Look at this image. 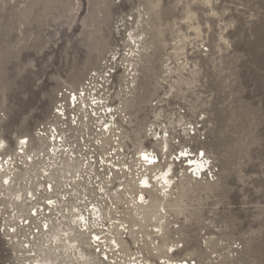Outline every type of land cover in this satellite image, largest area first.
Masks as SVG:
<instances>
[{
    "label": "rangeland",
    "instance_id": "374dc122",
    "mask_svg": "<svg viewBox=\"0 0 264 264\" xmlns=\"http://www.w3.org/2000/svg\"><path fill=\"white\" fill-rule=\"evenodd\" d=\"M112 55L132 68L117 98L128 153L190 147L218 170L207 182L178 164L169 195L154 185L148 217L130 222L159 228L170 262L264 264V0H0V157L15 162L0 164V264H100L62 201L87 188L74 182L85 171L61 161L42 180L44 165L26 159L46 152L36 134L60 94L77 92ZM197 124L204 140L187 136ZM49 198L50 214L31 217Z\"/></svg>",
    "mask_w": 264,
    "mask_h": 264
},
{
    "label": "built area",
    "instance_id": "2783aa9c",
    "mask_svg": "<svg viewBox=\"0 0 264 264\" xmlns=\"http://www.w3.org/2000/svg\"><path fill=\"white\" fill-rule=\"evenodd\" d=\"M117 60L118 57L113 55L110 60H105L101 70L92 72L77 92L65 91L60 94L61 100L50 122L42 125L36 134L39 140L48 144L46 152L31 154L26 162L44 165L45 169L40 173L42 180L45 177L50 179L53 171L60 168L61 161L68 167L85 171L86 180L77 176L74 182L79 186L84 182L87 188H82L80 194L66 195L62 201L64 207L66 203L68 205L65 213L70 211L74 217V228L81 235H86L89 247L93 249L95 258L98 255L100 264H189L162 258L158 239L160 229L133 225L130 217L132 213L142 217V221L148 217L146 212L150 204L146 191L152 190L154 185L161 189V196L169 195L177 181L173 169L178 164L193 179L207 182L217 180L218 170L203 151L195 155L190 147L170 153L169 146L165 145L161 152L150 150L135 157L128 153L123 143L128 116L117 98L118 93L129 91L127 76L122 77L120 84L118 80L123 73H132V68L128 64H118ZM202 131V125H190L187 136L204 140ZM169 136L165 132L164 140ZM158 138L161 137L158 135ZM179 141L176 139L173 143ZM28 147L29 140H22L18 155H25ZM8 162L14 167L13 159L0 157V164L6 165ZM93 190L97 196L93 195ZM45 191L52 195L54 184L47 183ZM28 198L30 204H37L38 198L32 193ZM127 199L132 201L129 203ZM55 204L56 200L51 199L45 201L44 206H33L31 217H39L38 210L49 215L48 208L55 207ZM30 224L31 221L24 223ZM41 227L43 231H49V224L44 223ZM34 232L38 233V230ZM132 232L137 238L128 244ZM174 248L175 245L170 247V253L175 252Z\"/></svg>",
    "mask_w": 264,
    "mask_h": 264
},
{
    "label": "bare ground",
    "instance_id": "6f19581e",
    "mask_svg": "<svg viewBox=\"0 0 264 264\" xmlns=\"http://www.w3.org/2000/svg\"><path fill=\"white\" fill-rule=\"evenodd\" d=\"M2 166H3V164H2ZM3 167H4V166H3ZM9 167H10V166H9ZM6 172H7V171H6ZM6 179H7V178H5V180H6ZM11 180H12V179H11ZM5 182H6V181H5ZM5 182H4V183H5Z\"/></svg>",
    "mask_w": 264,
    "mask_h": 264
}]
</instances>
